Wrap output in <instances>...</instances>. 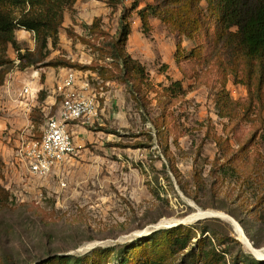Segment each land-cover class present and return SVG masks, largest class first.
<instances>
[{
  "label": "rangeland",
  "instance_id": "rangeland-1",
  "mask_svg": "<svg viewBox=\"0 0 264 264\" xmlns=\"http://www.w3.org/2000/svg\"><path fill=\"white\" fill-rule=\"evenodd\" d=\"M132 1L113 11L104 0H76L45 61L59 58L79 67L27 68L46 69L54 88L67 70H76L77 90L94 96L96 115L70 125L73 155L44 177L30 174L18 157L21 143L38 137L46 117L55 114L56 105L42 111L45 90L35 100L19 94L28 105L13 106L17 114L8 118L16 122L6 120L5 127L0 119V264L129 245L198 211L228 215L254 249H264V89L263 105L256 100L249 107L246 87L229 70L230 53L218 57L199 38H182L181 45L186 55L200 45L201 57L181 58L177 65L176 33L150 18L144 34L137 10L128 8ZM138 1L140 8L152 0ZM123 6L132 28L126 52L145 66L144 84L124 75L108 54ZM15 34L21 51L34 50L32 32ZM7 54L14 65L6 74L18 65L12 48ZM239 68L240 79L245 66ZM223 89L240 102L231 120L218 114ZM163 220L171 223L158 226ZM198 221L182 224L206 228L227 264L250 255L264 261L228 220L216 215ZM224 237L233 240L221 242Z\"/></svg>",
  "mask_w": 264,
  "mask_h": 264
},
{
  "label": "trees",
  "instance_id": "trees-1",
  "mask_svg": "<svg viewBox=\"0 0 264 264\" xmlns=\"http://www.w3.org/2000/svg\"><path fill=\"white\" fill-rule=\"evenodd\" d=\"M76 0H0V85L14 60L7 54L12 48L19 60L17 68L24 70L38 64L41 67H79L63 59L45 61L49 46H56L64 13L73 9ZM115 11L123 0H104ZM133 0L130 10L136 9L142 32L150 31V18L163 23L176 33L177 65L180 59L201 57L200 45L212 47L221 57L222 51L231 55L229 69L234 80H240L248 92V106L261 100L264 89V0H152L138 8ZM126 7L119 17V27L114 38L107 41L108 54L124 75L144 84L147 82L145 66L126 52L128 38L132 32L126 21ZM23 29L33 34V51L24 50L17 41L16 31ZM101 35L106 33L99 31ZM199 38L202 44L187 55L181 39ZM245 66V73L239 79V65ZM81 68V67H80ZM88 68V67H82ZM122 73V74H123ZM175 81L173 85H178ZM247 104V103H246ZM218 114L230 120L236 115L239 101L233 100L224 89L217 96ZM264 138V129L263 135ZM136 146V145H135ZM1 188V187H0ZM200 223V221H197ZM206 228L199 225L178 224L168 229L153 231L129 245L111 248H95L84 255H53L36 264H227L223 252H219L206 236ZM198 235V237H197ZM197 237L194 246L193 238ZM221 242L232 241L226 240ZM113 254V256H111ZM233 264H264L251 255L246 259L234 258Z\"/></svg>",
  "mask_w": 264,
  "mask_h": 264
},
{
  "label": "built area",
  "instance_id": "built-area-1",
  "mask_svg": "<svg viewBox=\"0 0 264 264\" xmlns=\"http://www.w3.org/2000/svg\"><path fill=\"white\" fill-rule=\"evenodd\" d=\"M79 81L78 71H66L55 87L60 107L54 115L46 117L38 137H32L19 146L18 157L30 174L44 177L73 155L76 146L70 130L71 123L96 115L94 96L81 95L77 90ZM21 95H31V89L25 86Z\"/></svg>",
  "mask_w": 264,
  "mask_h": 264
},
{
  "label": "crops",
  "instance_id": "crops-1",
  "mask_svg": "<svg viewBox=\"0 0 264 264\" xmlns=\"http://www.w3.org/2000/svg\"><path fill=\"white\" fill-rule=\"evenodd\" d=\"M40 70L39 73L38 71L29 72L27 68L20 70L15 66L14 70L6 74L4 82L0 85V109L3 113H0L1 122L4 124L6 120L8 123L9 121L13 123L16 122L14 117L8 118L12 113L17 114V110H13V106H16L18 103L28 105L27 101L25 102V100L19 99V94L25 86L31 89V95H27L28 99L31 98L30 100H35L38 93L43 90L48 92L47 95L43 93V97L46 98L43 101L42 111L54 107L55 105L57 106L56 111L58 110L61 102L58 95L55 93L54 84H52V74L49 75L50 72H47L46 69L41 68ZM54 70L55 69H53V71ZM41 72L46 74L43 82L40 81V77L42 76ZM5 127H7V125Z\"/></svg>",
  "mask_w": 264,
  "mask_h": 264
},
{
  "label": "bare ground",
  "instance_id": "bare-ground-1",
  "mask_svg": "<svg viewBox=\"0 0 264 264\" xmlns=\"http://www.w3.org/2000/svg\"><path fill=\"white\" fill-rule=\"evenodd\" d=\"M213 212V211H212ZM198 213V214H197ZM194 216H193V218H189L190 216H188V217H186V218H184L183 220H182V222H181V224L182 223H192V221H197L198 219H200V218H205V217H208V216H219V217H221V218H223V219H226V220H228L232 225H233V227H234V229H235V232L237 233V235H238V237H239V239L244 243V245L251 251V253L256 257V258H260V260H264V249H260V250H258V249H254L253 247H252V245L250 244V242L248 241V239L246 238V236H245V234L243 233V230H241V228H240V226H239V224L235 221V220H233V219H231V217H229L228 215H225V214H223V213H221V212H217V213H209V212H205V211H198ZM170 221H167V220H163V221H161L159 224H158V226H161L162 224H164V223H169ZM171 223V222H170ZM177 224H173V225H171L170 227H172V226H176ZM258 256V257H257ZM258 258V259H259Z\"/></svg>",
  "mask_w": 264,
  "mask_h": 264
},
{
  "label": "water",
  "instance_id": "water-1",
  "mask_svg": "<svg viewBox=\"0 0 264 264\" xmlns=\"http://www.w3.org/2000/svg\"><path fill=\"white\" fill-rule=\"evenodd\" d=\"M208 217H210V216H208ZM201 219H202V218H200V219H198V220H201ZM198 220H197V221H198ZM181 222H182V221H175V222H173L171 225H173V224H177V225H178V224H181Z\"/></svg>",
  "mask_w": 264,
  "mask_h": 264
}]
</instances>
